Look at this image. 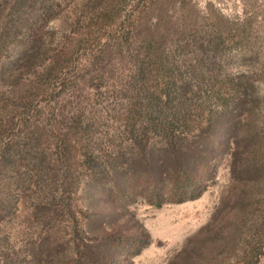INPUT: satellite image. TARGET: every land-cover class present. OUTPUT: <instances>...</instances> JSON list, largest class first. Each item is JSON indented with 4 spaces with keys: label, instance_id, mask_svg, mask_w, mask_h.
<instances>
[{
    "label": "rangeland",
    "instance_id": "374dc122",
    "mask_svg": "<svg viewBox=\"0 0 264 264\" xmlns=\"http://www.w3.org/2000/svg\"><path fill=\"white\" fill-rule=\"evenodd\" d=\"M15 10V42L0 35V264H264V0H24ZM200 44L223 75L197 96L160 98L166 86L178 96L170 75L184 76ZM164 54L177 69L159 66ZM143 62L155 70L145 84L131 78ZM61 68L53 84L84 79L66 84L74 97L55 117L38 106ZM240 71L260 94L245 120L219 85ZM178 100L187 108L165 130L170 147L153 124ZM182 171L193 186L177 202Z\"/></svg>",
    "mask_w": 264,
    "mask_h": 264
},
{
    "label": "trees",
    "instance_id": "16d2710c",
    "mask_svg": "<svg viewBox=\"0 0 264 264\" xmlns=\"http://www.w3.org/2000/svg\"><path fill=\"white\" fill-rule=\"evenodd\" d=\"M24 0H14V3L11 4V7H7V6H2L0 4V35L3 36H8L9 39L12 40V42H15L16 39V34L14 33V30H17V33L20 31L22 24H21V18H20V11L15 10L16 7L20 6L22 4ZM1 2V0H0ZM17 12L19 14H17ZM14 29V30H12ZM11 30V32H10ZM7 31L10 32L7 34ZM13 31V33H12ZM11 42V41H10ZM26 53V52H25ZM24 53V54H25ZM165 56L160 57L162 58L161 61L159 62V66L165 67V65L167 64L175 69H177L174 65H173V60L174 58H172L173 62H169L170 56L164 54ZM165 59V60H164ZM217 58L214 56H211L208 54L207 51V46L204 44H200V48H199V55L198 57H188L187 59H185V64L184 69L186 70L185 74L183 77H181L182 75H180L179 77H176L174 74L170 75V80L172 79L174 83H178V84H174V86L177 87V90L180 91V93H178L176 96V92H173L174 88H170V87H165L166 91L164 93H160V98H164V97H170L174 94L173 99H186V96H188V94L197 96V92L199 91H203V92H207L210 91V89H206L203 90V88L201 87L203 86H211L213 85V80L217 79L216 76H221L223 75V73H216V70L211 68L210 64L211 61L216 60ZM139 61V59L137 60ZM93 64V63H92ZM144 62L142 63L141 67H139V69L135 70V74H131V78H133L134 80L138 81V82H143L145 84V82L147 83V81H150L149 79H145L147 76H151L152 73L155 72L154 68L153 69H149V67H143ZM64 68V67H62ZM60 69L57 73L58 75H56L55 77H50V81L48 84V91L51 90L50 94H46L47 91H45L44 89L42 90V94H43V100H47L49 102L45 103L44 105L40 104L38 107L45 109L47 106L49 107V109L52 111V114L56 117V116H62L65 112L64 109H62L63 107V103L70 98H73L74 96H72V90L70 91V88L66 87L67 83H71L72 79H77V80H83L84 77H79L77 75H69L68 73L64 75V78L62 79L63 81L57 82L56 84H53L54 79L59 78V76L61 74H64V69ZM135 68H137L135 66ZM152 77V76H151ZM258 79L253 78V76H251L250 72L248 71H240L239 73H227L225 75V78L222 81V84H219L221 87V90L223 93H225L227 97L230 96V102L228 103V105H232L233 106V111H235L236 114V118L240 119V120H245L246 116H247V106L249 105V103H254L255 101H260V94L259 92L255 89V85ZM116 82V81H113ZM252 82V85L254 87V94H250L248 93L247 89L249 87V83ZM113 84H118L121 85V83H113ZM127 85V84H126ZM123 87V86H122ZM138 90L141 92L145 90V88L139 87ZM150 90V89H148ZM163 90V89H162ZM142 96V95H141ZM181 100H178L177 106H174L172 108H170V112L169 114L166 115L164 121L163 120H156V127L153 124L154 128L160 132L161 129H163L162 131H164V134L167 138V136H169L165 130H169V129H173L175 127V125L179 122L178 120V115L179 116H183L180 115L182 112H184V110L187 108L185 107L184 104L180 103ZM262 109L264 110V104H262ZM40 109H39V113H37V116L39 114L40 119L42 118V115L40 113ZM77 112V111H76ZM177 115V116H176ZM43 117H46L45 115H43ZM29 119V118H28ZM38 120V119H37ZM27 123L29 120H26ZM234 122V121H233ZM241 122V121H240ZM34 124V125H33ZM232 124V123H231ZM144 125H142L143 128ZM30 127H34L35 130H44V126H37L35 121H33L30 125ZM51 125L48 127L50 128ZM53 129H55V126L53 124ZM52 129V130H53ZM145 129V128H144ZM177 130V128L175 129ZM25 143L26 141L29 142L30 140H33V136H29L28 134H25ZM166 145L170 146V147H175L176 146V141L174 136L170 135L169 138H167V141H165ZM12 144V143H11ZM7 145H10V142L7 143ZM183 173L179 174L177 179L175 180L173 187L176 189V193H172L173 195H180L181 197L178 199L177 202H184L188 199V196H190L191 192H192V186L193 183H191V178L189 177V175H187V173L185 171H182ZM157 192V189L150 191V196H154V194ZM153 193V194H152ZM167 201L166 197H163L162 200H160L158 203H153V204H157L158 206H161L163 203H165Z\"/></svg>",
    "mask_w": 264,
    "mask_h": 264
}]
</instances>
